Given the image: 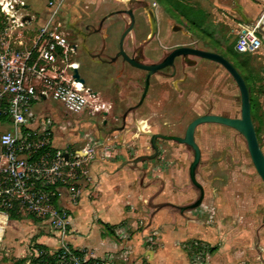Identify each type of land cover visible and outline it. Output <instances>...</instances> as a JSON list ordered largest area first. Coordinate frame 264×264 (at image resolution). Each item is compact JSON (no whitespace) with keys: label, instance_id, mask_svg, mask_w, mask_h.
<instances>
[{"label":"rangeland","instance_id":"obj_1","mask_svg":"<svg viewBox=\"0 0 264 264\" xmlns=\"http://www.w3.org/2000/svg\"><path fill=\"white\" fill-rule=\"evenodd\" d=\"M24 1L29 8L19 6L16 16L24 15L27 18L32 13L36 19L25 26H20L15 19H8L0 11V29L4 35H11L14 46H17L19 39H23L30 47L37 29L43 22L48 0ZM94 1V5H100L99 10L91 14V20L95 23H98L104 14L117 8H124L130 3L126 0ZM173 1H179L181 6L192 9L198 18L204 19V23L218 25L219 33L228 43L226 45L232 49L244 24L251 21L239 0ZM163 10L161 7L160 11ZM138 17L135 29L125 40V50L127 39L132 37L135 31L139 41L145 38L150 30L147 15L142 12ZM180 18L184 21L183 17ZM228 21L233 24H227ZM257 22L264 25L263 14L257 18ZM105 24L109 25L110 40H115V45L104 51L105 54L101 51L97 56L107 62L93 59L88 48L82 44L73 62L76 65L75 74L84 80L87 88L99 92L100 96L83 114L69 113L61 103L49 100L50 109L58 122L52 120L53 116H48L47 113H44L42 119L48 121L52 138L65 142L64 149L69 151L90 148L111 159H118L114 154L120 155L121 151L127 152L129 158H134L138 153H147L148 156H142L140 160L145 162L150 179L152 176L156 177L162 187L173 186V194H168L167 199L162 201H175L179 206L192 204L200 197V190L193 185L189 177L190 165L194 159L193 150L185 144L158 138L156 140L158 152L152 158L155 150L151 145V136L161 133L183 137L189 123L205 114L240 117L239 89L234 79L220 64L189 55L187 58L192 61L191 65L184 64L181 57L177 58L178 72L175 77H170L171 71L154 74L148 94L139 105L146 73L126 62V66H120L119 70L108 62L118 53L121 34L130 24V18L127 15H114L107 19ZM170 29L167 17L164 16L157 38L146 50L145 43L143 45L130 43L131 51L126 52L137 54L141 51L143 62L153 63L160 61L165 54L183 44L199 48L203 46L195 37L182 35L180 30ZM223 53L227 58H234L230 52ZM258 56L259 54L241 55L240 59L246 67L242 72L251 73L259 82L260 90L254 95L257 110L252 115V120L264 152V56L259 58ZM183 76L187 79L181 81ZM95 104H106L109 109L95 111ZM141 122L147 125L145 129H141L142 131ZM123 128H126L127 132H118ZM195 140L202 153L196 178L204 188V199L197 208L183 214L197 220L196 225H200V229L206 231V236L197 233L186 241H177L172 245L168 239L164 240L163 228L151 227L150 224L146 227L150 218L146 212L151 211L145 201L146 209L143 210L145 216H139L135 227H127L126 238H117L120 241L124 239L131 241L137 231L143 232L138 240L143 241L139 247L141 252L148 248L155 252L158 248H180L188 255L189 264H211L212 256L216 253L219 254L217 258L223 262L234 259L238 264H264V183L252 163L245 138L230 127L208 123L197 127ZM111 152L114 156L110 154ZM87 164L88 162L82 164L77 173L79 190L84 184H90L91 171L86 172L90 168ZM65 194L69 195L68 191H64L63 195ZM3 227L4 225H0V231ZM132 245L131 242L123 245L118 251L120 256L116 259L118 263L116 261L113 263L135 264L136 261L130 260V255L131 257L135 255L136 250ZM22 246L26 254H29L33 247L32 238L23 241ZM213 247H216V250L212 253ZM141 252L138 255H141ZM21 256L23 254L15 247L3 244L1 240L0 264H10ZM88 261L103 264L108 262L97 259ZM143 264L148 263L144 260Z\"/></svg>","mask_w":264,"mask_h":264},{"label":"crops","instance_id":"obj_2","mask_svg":"<svg viewBox=\"0 0 264 264\" xmlns=\"http://www.w3.org/2000/svg\"><path fill=\"white\" fill-rule=\"evenodd\" d=\"M50 1L60 3L59 19L63 24L64 33L71 43L77 45L78 53L79 47L82 44L88 48L90 56L93 59L106 63L107 60H102L97 55L101 51H107L110 47H114L115 40H110L108 24L104 23L105 25L103 24L100 27L99 23L91 20V14L98 11L100 5H94V0H48L43 17L44 20L51 11V7L49 6ZM126 1L145 3L150 28L146 37L139 41L137 40L135 31L133 36L129 37L126 41L127 51H131L130 43L133 45H143L145 43L146 50L157 38L160 22L164 16L167 17L171 31L180 30L182 35L195 37L197 41L203 44L201 46V48L203 47L202 49L209 50L204 47V40H199L188 29L186 23H178L170 15L168 17L165 10L160 11L162 6L156 0ZM239 2L251 18V21L248 23L256 21L264 10V0H239ZM25 6L29 8L27 3ZM32 16L36 17L31 13L29 18H32ZM227 24L231 25L233 23L228 21ZM203 27L213 34L214 40L217 43L222 45L228 44L225 37L219 33L218 25L205 22L203 23ZM81 32H87L88 34L83 37L80 34ZM226 46L228 47L229 45ZM255 54H259L258 58L264 56V44L257 53L243 55ZM113 57L115 56H112L111 60L108 61L109 65L118 70L120 66H126V63L122 59L113 61ZM79 65L82 67L80 62ZM49 100L51 99H40L34 102L33 110L35 115L38 118H42L44 117V113H47L48 116H53L51 117L52 120L58 122L50 109ZM128 120L129 118L127 117L126 121ZM5 126V128L8 127L7 124ZM118 132H127V129L123 128ZM137 134L140 135L139 133ZM63 143L65 142H60L55 137L52 138V146L56 149H64ZM92 152L93 156L87 164L90 168L86 170V172L91 171L89 175L90 184H84L75 200L69 197L68 194L61 197V205L69 210L72 218L73 234L68 240L70 245L82 252L86 259L107 260V264H114L113 261L120 258L118 251L123 245L130 244V242L136 249L134 251L135 255H132V257L130 255V260L136 261L135 264H143L144 260L148 264H189L188 255L180 248H158L156 252L148 248L141 252L139 247L143 241L138 240L143 232L137 231L131 241L127 239L120 241L117 238H126L127 227L136 226L139 216L145 214L143 211L146 209L144 205L145 201H147L151 211L150 213L146 212V215L149 214L150 216L146 227L150 224L151 227L157 226L158 228H163L165 230L162 232L164 240L168 239V242L172 245L176 244L177 241H186L197 233L206 236V231L201 230L200 225H196L198 223L197 220L183 214L188 210L181 212L180 208L183 206H179L175 201H162V199H167L168 194H173V186L163 185L162 187L160 181L157 182L156 177L152 176L150 179V173L145 169V162L140 160L142 156H148V154L138 153L134 158H129L127 152L121 151L120 155H117L118 153L114 154L116 157L118 156V159H111L103 157V154L101 155L95 150H92ZM110 154L112 155V152ZM177 198L181 197L177 196ZM186 198L184 197V199ZM0 225H4L0 231V242L2 240L3 244L6 243L9 246H13L23 254V256L15 259L12 263L31 257L34 253V245L36 244L44 245L50 250H57L59 247V240L46 220H35L26 216L15 220L10 219L6 214L0 213ZM29 238L33 240V251L31 250L29 254H26V251L22 248V243ZM139 252H141V255H138ZM218 256V253L212 256L211 264H238V261L234 259L223 262L217 258ZM116 262L118 263V261ZM25 264L31 263L27 260Z\"/></svg>","mask_w":264,"mask_h":264},{"label":"built area","instance_id":"obj_3","mask_svg":"<svg viewBox=\"0 0 264 264\" xmlns=\"http://www.w3.org/2000/svg\"><path fill=\"white\" fill-rule=\"evenodd\" d=\"M25 4L24 0H0V11L25 26L36 19L16 16L18 7ZM49 6L51 11L30 47L23 39L14 46L11 35L0 29V213L8 215L7 211L15 210L23 217L46 220L63 252L59 264H103L89 263L74 252L68 241L73 234L72 218L61 205L64 191L77 199V173L92 158V149L54 148L48 121L36 117L33 110L36 100L51 99L69 113L83 114L98 98L74 78L78 47L64 33L60 3L50 1ZM263 44L264 25L256 20L244 24L234 49L252 54ZM100 109L108 110L109 106L94 105L95 111Z\"/></svg>","mask_w":264,"mask_h":264},{"label":"water","instance_id":"obj_4","mask_svg":"<svg viewBox=\"0 0 264 264\" xmlns=\"http://www.w3.org/2000/svg\"><path fill=\"white\" fill-rule=\"evenodd\" d=\"M129 15H130V24L125 28V30L121 34L119 41V51L115 55V57H113L112 60L116 61L118 58H121L123 62L128 63L134 68L148 71V75L145 80L144 91L141 100L139 102V105L142 104L143 100L147 96V93L149 91L151 76L166 67H175L176 58L186 57L189 55L220 64L234 79L240 92V97H241L240 117L231 118L217 114H205L196 117L189 123L185 135L183 137L177 135H163L160 133H155L151 136V145L152 148L155 150V153L151 155L152 158L155 157L158 152V147L156 144V140L158 138L165 140H173L178 143L185 144L193 150L194 159L190 165L189 177L193 185L200 190V197L194 203L188 206L181 207L180 208L181 212H184L185 210H191L197 208L204 199V188L196 178L197 168L199 166L202 153L200 146L197 144L195 140V132L197 127L202 124H208V123L219 124L230 127L238 131L245 138L252 163L258 175L260 176V178L264 183V152L260 146L257 132L252 120L249 89L238 69L226 57L215 51L206 50L199 47L188 46V45L175 47L158 62L145 63L143 62V58L141 57V51L140 52L138 51L137 54L130 55L129 53L126 52L124 48V43L127 36L134 30L135 27L134 15L132 14L131 11L129 12ZM109 16L110 15H107L101 20L100 27L103 26L105 20ZM25 20H30V18L27 17L25 18ZM74 78L77 81H81L84 83V80L77 73L74 74Z\"/></svg>","mask_w":264,"mask_h":264},{"label":"trees","instance_id":"obj_5","mask_svg":"<svg viewBox=\"0 0 264 264\" xmlns=\"http://www.w3.org/2000/svg\"><path fill=\"white\" fill-rule=\"evenodd\" d=\"M160 5L164 8L167 14L173 17L178 23H183L184 21L188 25V29L199 39L204 40V47L209 50L216 51L223 56L226 55L223 52L232 53L233 59L228 58L232 64L238 69L242 77L244 78L250 93V101H251V114L253 115L257 110L255 93H257L259 89V82L256 79V76L251 73L244 74L242 71L246 68L245 63L240 59V53L233 51L232 47H227L225 45L219 44L214 40L213 34L203 27L204 19L198 18L196 12L192 11V9H186V6H181L179 1L173 0H156ZM180 17H183L184 21L181 20ZM1 22V19H0ZM206 38V40H205ZM244 67V68H243ZM52 151H54L52 149ZM10 219H21L22 215L17 213L15 210L7 211ZM28 217L33 218L35 220H42L39 218H35L31 215ZM200 248V247H199ZM34 250H37L38 254L33 253V255L29 258H25L23 260H17L12 264H25L27 260L30 261L31 264H59V260L61 259L63 252L60 249L50 250L48 247L44 245H34ZM74 252L83 257V253L77 249H74ZM216 247L211 249L212 253L215 252Z\"/></svg>","mask_w":264,"mask_h":264},{"label":"flooded vegetation","instance_id":"obj_6","mask_svg":"<svg viewBox=\"0 0 264 264\" xmlns=\"http://www.w3.org/2000/svg\"><path fill=\"white\" fill-rule=\"evenodd\" d=\"M141 10V11H140ZM132 12V14L134 15V18H135V27H136V25H137V23H138V16L143 12V13H145L146 15H147V12H146V5H145V3H142V2H130L129 4H127L126 5V7H124V8H117V9H114V10H111L110 12H108V13H106V14H104L102 17H101V19L99 20V24H100V22H101V20L104 18V17H106L107 15H110L107 19H109L111 16H114V15H127L129 18H130V15H129V12ZM113 13V14H112ZM107 19L105 20V22L107 21ZM104 22V23H105ZM135 27H134V29H135ZM150 29V28H149ZM83 37L84 36H87V32H81L80 33ZM216 52V51H215ZM218 53V52H217ZM102 54H105V52L104 51H102ZM220 54V53H219ZM222 55V54H221ZM225 57V56H224ZM179 58V57H178ZM182 58V61L184 62V64H188V65H191L192 64V61L190 60V59H188L187 58V56L186 57H181ZM227 58V57H226ZM228 59V58H227ZM176 60H177V58L175 59V67H166V68H164V69H162V70H160V71H158L157 73H165L166 71H171V72H169L170 73V77H175L176 75H177V68H176ZM204 60H206V59H204ZM229 60V59H228ZM207 61H209V60H207ZM230 61V60H229ZM212 62V61H211ZM215 63V62H214ZM218 64V63H217ZM136 69H138V68H136ZM140 70H142V69H140ZM142 71H144L145 73H146V75H145V79H144V85H145V80H146V77H147V75H148V71H145V70H142ZM157 73H155V74H157ZM154 75V74H153ZM152 75V76H153ZM152 76H151V78H152ZM185 79H187V77L186 76H183V78H181L180 80L181 81H183V80H185ZM150 82H151V79H150ZM145 87V86H144ZM149 88H150V86H149ZM144 91V90H143ZM143 94V93H142ZM148 94V93H147ZM96 95H97V97H99L100 96V94H99V92H97L96 91ZM141 97H142V95H141ZM146 98V97H145ZM141 100V99H140ZM144 101V100H143ZM140 102V101H139ZM143 103V102H142ZM139 104V103H138ZM161 134V133H160Z\"/></svg>","mask_w":264,"mask_h":264},{"label":"bare ground","instance_id":"obj_7","mask_svg":"<svg viewBox=\"0 0 264 264\" xmlns=\"http://www.w3.org/2000/svg\"><path fill=\"white\" fill-rule=\"evenodd\" d=\"M146 123L145 122H141V124H140V127H141V129H145L146 128Z\"/></svg>","mask_w":264,"mask_h":264}]
</instances>
